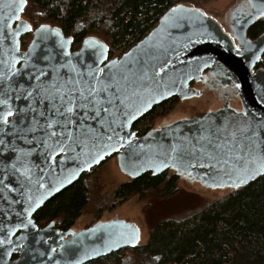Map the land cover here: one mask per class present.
Segmentation results:
<instances>
[{
  "label": "water",
  "instance_id": "95a60500",
  "mask_svg": "<svg viewBox=\"0 0 264 264\" xmlns=\"http://www.w3.org/2000/svg\"><path fill=\"white\" fill-rule=\"evenodd\" d=\"M18 6V0H0V30L5 29L4 17H11L8 22L12 24V31L16 30L20 21L24 22L25 27L19 29L21 35L17 37L20 53L28 52L33 43L38 41L40 49L55 47L59 51V41L63 38L71 39L67 49L74 62L77 54H80V64L85 66L82 70L86 71L87 65L94 62L100 68L116 64L117 67L111 71L117 74V78L121 74L128 77L125 95L130 98L126 110L129 114L122 118L123 122L118 119L113 125L115 132H107V135L112 136L111 140L101 136L102 142L99 147L92 149L91 156H81L79 160L69 159L50 174L44 173L46 188L39 191L33 189L35 197L43 198L38 207L33 202L31 208L34 210L30 215L24 213V223L27 224L29 219L32 223L21 228L15 216L10 218L8 227L11 228L13 224L16 226L12 229L13 243L0 248V264H88L122 249L141 245V228L124 219L98 221L79 231L57 230L54 229L55 223L41 228L35 219L49 201L109 157L116 155L120 171L130 180H137L146 174L159 176L172 172L184 182L196 183L212 191L234 192L264 176V170L255 175H245L234 162L238 150L228 153L233 160L227 166L208 161L201 150V145H208V141L201 138L210 132L216 134L212 137L216 143H223L225 137L230 138L229 134L233 130L248 125L257 128L264 124V69L254 72L264 54V34L256 41L243 37L244 47L239 52L210 14L193 4L179 3L171 7L140 42L121 57L110 58V47L97 36L86 37L81 47L73 50L74 37L66 35L61 27L42 24L33 29L32 24L22 17L27 6L22 13H17L20 19L16 20L13 12ZM173 9L177 11L173 12ZM28 25L32 31L26 30ZM41 26L58 29L61 37L48 34L41 41L38 32ZM28 35H32V40L23 49V38ZM93 40L95 44L85 43ZM10 41L11 37L3 47H10ZM100 45L106 46V50ZM208 70L210 74L229 83L239 98L241 108L224 105L202 117L178 119L153 128L145 135L137 134L134 126L155 107L174 97L181 100L196 98L199 92L190 85L202 80ZM173 146L194 153L191 160L196 166L190 167L187 158L184 161L173 159ZM60 159L57 156V160ZM201 162L206 166L200 167ZM209 163L215 167H208ZM53 184L54 187L51 186ZM15 195L20 198L18 193ZM28 207L27 203L15 204L8 210L15 213ZM134 230H138L135 232L138 238H134ZM127 259L130 260V257Z\"/></svg>",
  "mask_w": 264,
  "mask_h": 264
},
{
  "label": "snow or ice",
  "instance_id": "6c2138e0",
  "mask_svg": "<svg viewBox=\"0 0 264 264\" xmlns=\"http://www.w3.org/2000/svg\"><path fill=\"white\" fill-rule=\"evenodd\" d=\"M18 5L13 12L16 20L20 19L17 13L23 12L27 0H18ZM251 7L258 17L264 16V5L258 7L251 3ZM9 20L11 17L3 18L5 29L0 30V49H3L0 51V248L13 243L12 229L16 226L8 227L11 217L19 220L21 228L32 223L30 219L24 223V213L30 215L34 210L31 208L33 202L38 207L42 200L43 196H34L33 189L46 188L44 173L50 174L69 159L91 156L92 149L101 144L102 135L111 140L112 136L107 132H115L113 125L129 114L126 110L130 99L125 95L128 77L121 74L117 78V74L111 71L116 64L100 68L94 62L87 65L86 71L82 70L85 66L80 64V54L74 62L67 49L71 39L63 38L59 41V51L55 47L40 49L38 41L28 52L20 53L17 37L21 35L19 29L25 27L24 22L20 21L12 31ZM26 30L32 31L31 26H26ZM38 32L41 41L48 34L61 37L58 29L47 26H41ZM9 37L11 46L4 48ZM100 47L106 50V46ZM98 130L102 132L98 133ZM214 135L210 132L201 138L208 141L207 147L201 145L208 161L227 166L233 160L228 153L238 150L234 162L245 175L264 170V124L257 128L248 125L233 130L223 143H216L212 138ZM171 151L173 159L184 161L187 158L190 167L196 166L191 160L194 153L181 151L176 146ZM57 156L61 159L57 160ZM204 166L201 162L200 167ZM207 166L215 167L212 163ZM25 203L29 207L22 211L13 213L8 210L15 204ZM136 231L134 238H138L135 237Z\"/></svg>",
  "mask_w": 264,
  "mask_h": 264
},
{
  "label": "trees",
  "instance_id": "16d2710c",
  "mask_svg": "<svg viewBox=\"0 0 264 264\" xmlns=\"http://www.w3.org/2000/svg\"><path fill=\"white\" fill-rule=\"evenodd\" d=\"M27 1L23 17L34 26L39 22L61 27L66 35L73 34L75 49L88 36H103L113 58L115 51L125 53L140 42L171 7L192 0ZM31 37L24 40V47ZM174 103L176 100L172 98L155 107L134 130L138 135H145L152 129L151 123L165 116ZM89 173L36 214L40 227L56 221L60 229L67 230L76 223L89 204L85 182ZM178 181L179 177L169 172L159 176L146 174L120 185L113 198L118 205L137 195L146 198L151 192H161L162 197L169 199L178 191ZM153 261L157 264H264V176L223 198L206 201L195 210L165 216L150 226L145 244L122 249L88 264H152Z\"/></svg>",
  "mask_w": 264,
  "mask_h": 264
},
{
  "label": "rangeland",
  "instance_id": "374dc122",
  "mask_svg": "<svg viewBox=\"0 0 264 264\" xmlns=\"http://www.w3.org/2000/svg\"><path fill=\"white\" fill-rule=\"evenodd\" d=\"M237 1L238 0H192L183 3L193 4L203 9L206 13L222 20L227 13H229L230 9L234 7ZM23 18L29 21L27 17ZM29 22L32 24V21ZM36 24V26L32 24L33 29L41 25L39 22ZM68 35L72 36L73 34ZM31 36L32 35L24 37L23 42L26 38ZM99 38L105 39L103 36H99ZM31 40L32 37L29 43ZM27 46H23V49H26ZM73 50L77 49L73 46ZM123 54L124 53L120 50H117L113 58L121 57ZM209 98L213 100L212 96H209ZM194 106L197 107L193 109ZM209 108H211V103H207L204 97L198 100L192 98L184 103V105L176 102L165 116L158 117L151 123V128L159 127L182 117L202 116ZM169 175H173V173L169 172ZM128 181H130V179L119 169L116 156L108 159L98 168L91 170L90 173L86 175L85 179L89 190V204L83 215L76 221L74 225L75 229H87V227H90L98 221L124 219L136 223L141 228L142 245L148 241L150 226L157 220L165 216L181 214L184 211L186 213L190 212L199 208L206 201H214L229 194V192L226 191L208 190L199 184L184 182L179 179L177 186L178 191L169 199L162 197L161 192H151L146 198L137 195L130 198L122 205L115 204L113 198L115 189ZM113 206L115 207L112 208ZM152 264H157V261H153Z\"/></svg>",
  "mask_w": 264,
  "mask_h": 264
},
{
  "label": "flooded vegetation",
  "instance_id": "af4514ba",
  "mask_svg": "<svg viewBox=\"0 0 264 264\" xmlns=\"http://www.w3.org/2000/svg\"><path fill=\"white\" fill-rule=\"evenodd\" d=\"M251 3H255L259 7L264 5V0H251ZM251 3L250 0H238L237 3L234 5V7L230 9L229 13H227V15L222 20H219L218 18L211 15L220 24L223 31L230 37V39L234 44V47L239 52H241L244 47L243 37H246L251 41H256L260 36L264 34V16L258 17V15H255L257 12L255 9L251 7ZM249 13H251V15H249ZM263 62H264V54L260 62L257 63L256 67L254 68L255 73L259 69H264ZM190 86L196 89L197 92H199V95L196 97L197 100L204 97L207 103H211V108H209L202 116H204L209 111L219 110L224 105H228L235 109L241 108L239 98L236 96L235 91L231 88L229 83L219 79L216 75L210 74L209 70L204 73V77L202 78V80H200L199 82L194 81L191 83ZM209 96H212L213 100H210ZM174 99L176 100L177 103L179 102L182 103L183 105L188 100H190V99L181 100L179 97H174ZM196 107L197 106H194L193 109H195ZM202 116H193V117H202ZM193 117H182V118H193ZM136 132L137 134H139L137 130ZM113 157L114 156L109 157L105 161ZM51 223H55L54 229L57 230L79 231L75 229L74 227L75 224L67 230H62L58 227V222L53 221ZM51 223H48L47 225L41 228H44Z\"/></svg>",
  "mask_w": 264,
  "mask_h": 264
}]
</instances>
